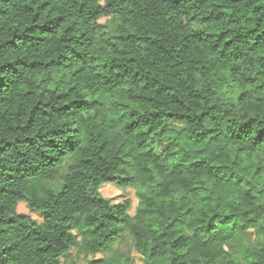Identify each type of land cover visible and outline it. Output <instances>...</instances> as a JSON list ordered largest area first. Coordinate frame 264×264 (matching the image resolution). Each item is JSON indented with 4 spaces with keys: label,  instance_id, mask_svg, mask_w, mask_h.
<instances>
[{
    "label": "trees",
    "instance_id": "obj_1",
    "mask_svg": "<svg viewBox=\"0 0 264 264\" xmlns=\"http://www.w3.org/2000/svg\"><path fill=\"white\" fill-rule=\"evenodd\" d=\"M79 219L89 264L122 228L264 264V0H0V264H65Z\"/></svg>",
    "mask_w": 264,
    "mask_h": 264
},
{
    "label": "rangeland",
    "instance_id": "obj_2",
    "mask_svg": "<svg viewBox=\"0 0 264 264\" xmlns=\"http://www.w3.org/2000/svg\"><path fill=\"white\" fill-rule=\"evenodd\" d=\"M106 20H102L104 23ZM168 128L179 129L181 124L168 123ZM65 170V166L62 171ZM102 196L111 198L113 202L118 203L126 199H129L132 203L131 214L134 212L137 206V199L134 189H128L126 191L123 187H117L115 185H105L101 189ZM19 212L31 215L34 219L40 220V217L28 210L25 203L19 206ZM71 233L76 238L77 246L74 248L69 257L66 259L65 264H89L86 246L88 242L93 238V234L84 230L83 221L78 220L75 227L71 230ZM134 240L132 236L122 228L120 238L111 245V247L96 256L93 257V263L102 264L104 262H113L114 264H148L144 255L138 254L134 249ZM157 264H165L164 261H159Z\"/></svg>",
    "mask_w": 264,
    "mask_h": 264
}]
</instances>
